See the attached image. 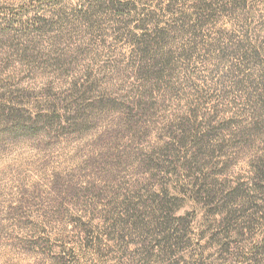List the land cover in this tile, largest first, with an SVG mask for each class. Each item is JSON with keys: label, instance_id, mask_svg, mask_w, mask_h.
Instances as JSON below:
<instances>
[{"label": "rangeland", "instance_id": "obj_1", "mask_svg": "<svg viewBox=\"0 0 264 264\" xmlns=\"http://www.w3.org/2000/svg\"><path fill=\"white\" fill-rule=\"evenodd\" d=\"M0 264H264V0H0Z\"/></svg>", "mask_w": 264, "mask_h": 264}, {"label": "trees", "instance_id": "obj_2", "mask_svg": "<svg viewBox=\"0 0 264 264\" xmlns=\"http://www.w3.org/2000/svg\"><path fill=\"white\" fill-rule=\"evenodd\" d=\"M161 232L163 233L165 237H167V241H170V242L174 240V236L177 234V232H174V229H169V230L167 229L166 231L162 230Z\"/></svg>", "mask_w": 264, "mask_h": 264}]
</instances>
